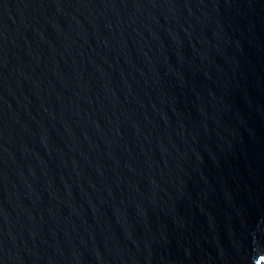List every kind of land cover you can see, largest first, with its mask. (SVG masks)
<instances>
[{
	"label": "water",
	"instance_id": "water-1",
	"mask_svg": "<svg viewBox=\"0 0 264 264\" xmlns=\"http://www.w3.org/2000/svg\"><path fill=\"white\" fill-rule=\"evenodd\" d=\"M0 264H264V0H0Z\"/></svg>",
	"mask_w": 264,
	"mask_h": 264
}]
</instances>
